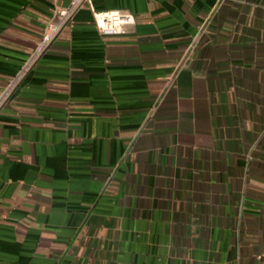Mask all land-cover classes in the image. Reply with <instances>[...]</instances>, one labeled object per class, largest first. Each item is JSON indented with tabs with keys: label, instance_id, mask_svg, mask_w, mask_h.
I'll list each match as a JSON object with an SVG mask.
<instances>
[{
	"label": "crops",
	"instance_id": "obj_1",
	"mask_svg": "<svg viewBox=\"0 0 264 264\" xmlns=\"http://www.w3.org/2000/svg\"><path fill=\"white\" fill-rule=\"evenodd\" d=\"M68 3L0 0V94ZM92 4L0 109V264H264V0Z\"/></svg>",
	"mask_w": 264,
	"mask_h": 264
},
{
	"label": "built area",
	"instance_id": "obj_2",
	"mask_svg": "<svg viewBox=\"0 0 264 264\" xmlns=\"http://www.w3.org/2000/svg\"><path fill=\"white\" fill-rule=\"evenodd\" d=\"M87 4L92 7L95 26L101 34H124L136 22L134 14L129 10L122 8L98 10L93 7L92 0H69L66 6L57 4L52 10V16L36 48L0 94V109L15 93L18 86L43 55L48 52L65 28L73 21L78 11ZM208 20L209 18L207 22ZM196 45L197 39L190 44V48H194Z\"/></svg>",
	"mask_w": 264,
	"mask_h": 264
}]
</instances>
